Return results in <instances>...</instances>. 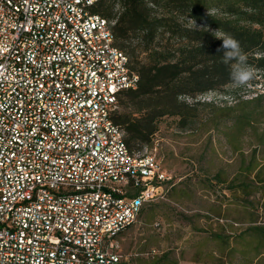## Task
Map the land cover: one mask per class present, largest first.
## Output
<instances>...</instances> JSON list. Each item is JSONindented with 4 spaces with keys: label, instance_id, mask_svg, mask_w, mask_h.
Listing matches in <instances>:
<instances>
[{
    "label": "built area",
    "instance_id": "1",
    "mask_svg": "<svg viewBox=\"0 0 264 264\" xmlns=\"http://www.w3.org/2000/svg\"><path fill=\"white\" fill-rule=\"evenodd\" d=\"M98 0H0V264H121L172 176L113 121L138 74Z\"/></svg>",
    "mask_w": 264,
    "mask_h": 264
},
{
    "label": "rangeland",
    "instance_id": "2",
    "mask_svg": "<svg viewBox=\"0 0 264 264\" xmlns=\"http://www.w3.org/2000/svg\"><path fill=\"white\" fill-rule=\"evenodd\" d=\"M254 79L184 97L200 101L196 118L180 128L176 117H164L141 145L173 183L117 235L121 264H264V190L253 191L258 166L264 178V74ZM241 181L254 182L241 190Z\"/></svg>",
    "mask_w": 264,
    "mask_h": 264
},
{
    "label": "trees",
    "instance_id": "3",
    "mask_svg": "<svg viewBox=\"0 0 264 264\" xmlns=\"http://www.w3.org/2000/svg\"><path fill=\"white\" fill-rule=\"evenodd\" d=\"M115 5L119 10L112 13ZM92 11L116 17L113 42L138 74L135 87L118 94L124 111L112 116L130 150L150 143L164 117H176L180 128L196 118L200 101L186 102L184 97L232 83L230 65L217 52L222 41L211 30L232 35L247 54V64L264 74V0H98ZM192 19L204 28L194 31ZM257 148L252 149L251 161ZM262 169L258 166L253 178L260 186L241 181L238 187L245 190L252 184L253 191L264 190Z\"/></svg>",
    "mask_w": 264,
    "mask_h": 264
},
{
    "label": "clouds",
    "instance_id": "4",
    "mask_svg": "<svg viewBox=\"0 0 264 264\" xmlns=\"http://www.w3.org/2000/svg\"><path fill=\"white\" fill-rule=\"evenodd\" d=\"M191 25L194 31L204 28L197 25L195 19L191 20ZM211 34L222 41L217 52H222V62L230 65V80L233 87L246 86L254 78L256 69L247 64V54L241 48L240 42L232 35L221 33L218 29L211 30Z\"/></svg>",
    "mask_w": 264,
    "mask_h": 264
}]
</instances>
